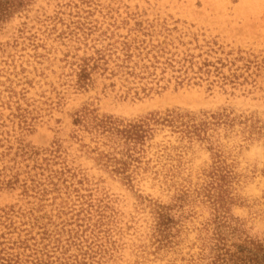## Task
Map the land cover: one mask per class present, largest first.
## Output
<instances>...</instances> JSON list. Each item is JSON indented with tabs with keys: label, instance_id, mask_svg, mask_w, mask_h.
I'll return each instance as SVG.
<instances>
[{
	"label": "rangeland",
	"instance_id": "obj_1",
	"mask_svg": "<svg viewBox=\"0 0 264 264\" xmlns=\"http://www.w3.org/2000/svg\"><path fill=\"white\" fill-rule=\"evenodd\" d=\"M262 193L264 0H0V264H210Z\"/></svg>",
	"mask_w": 264,
	"mask_h": 264
},
{
	"label": "trees",
	"instance_id": "obj_2",
	"mask_svg": "<svg viewBox=\"0 0 264 264\" xmlns=\"http://www.w3.org/2000/svg\"><path fill=\"white\" fill-rule=\"evenodd\" d=\"M210 264H264V246L235 247L228 249L220 244Z\"/></svg>",
	"mask_w": 264,
	"mask_h": 264
},
{
	"label": "snow or ice",
	"instance_id": "obj_3",
	"mask_svg": "<svg viewBox=\"0 0 264 264\" xmlns=\"http://www.w3.org/2000/svg\"><path fill=\"white\" fill-rule=\"evenodd\" d=\"M262 194H264V193H262Z\"/></svg>",
	"mask_w": 264,
	"mask_h": 264
}]
</instances>
